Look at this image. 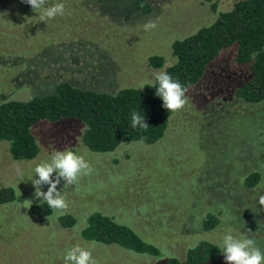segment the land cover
Instances as JSON below:
<instances>
[{
    "label": "rangeland",
    "instance_id": "obj_1",
    "mask_svg": "<svg viewBox=\"0 0 264 264\" xmlns=\"http://www.w3.org/2000/svg\"><path fill=\"white\" fill-rule=\"evenodd\" d=\"M148 1L152 11L143 14L134 0H47L45 7L65 6L64 15L49 19L23 0H0V100L52 93L62 80L105 91L141 85L162 69L149 67V56L171 63L174 40L210 24L235 0ZM148 21L156 27L146 31ZM233 47L187 90L188 103L172 113L163 137L152 144L123 142L111 152H92L81 140L84 124L74 118L36 123L40 151L32 160H13L1 141L0 187H14L16 196L0 205V264H68L65 256L78 244L96 264H165V257L84 242L78 230L57 224L62 213H72L78 227L95 211L113 215L179 264H187V247L200 240L223 245L229 234L253 239L264 252V101L234 96L245 69L232 63ZM64 150L83 155L93 171L69 186L61 178L57 190L67 209L37 217L29 209L42 200L32 183L35 168ZM253 171L261 180L246 188L244 178ZM207 212L219 223L204 230ZM206 264L227 262L222 256Z\"/></svg>",
    "mask_w": 264,
    "mask_h": 264
},
{
    "label": "trees",
    "instance_id": "obj_2",
    "mask_svg": "<svg viewBox=\"0 0 264 264\" xmlns=\"http://www.w3.org/2000/svg\"><path fill=\"white\" fill-rule=\"evenodd\" d=\"M134 6L143 14L152 11L148 0H134ZM231 47L234 48L232 63L245 69L242 81L233 90L234 96L252 104L264 101V0H235L229 10L219 12L210 24L174 40L169 51L171 63L156 53L149 56L147 63L149 67L162 68L160 72H167L188 90L205 76L208 65ZM158 86L155 77L141 85H127L115 91L80 88L62 80L56 83L52 93L50 90L27 100L3 98L0 100V142L6 141L13 160H32L40 151L32 127L41 120L74 118L84 124L81 140L92 152H111L123 142L152 144L163 137L174 112L163 107V100L156 95ZM133 112L144 115L147 129L132 127ZM260 180L261 173L253 171L244 178L243 184L252 188ZM15 193L12 186L0 187V205L13 202ZM32 204L30 212L37 217L53 212L47 201ZM77 221L72 213H62L57 224L78 230L84 242L116 244L146 257H165V264L180 263L176 256L144 240L130 226L116 222L113 215L95 211L86 215L78 227ZM218 223L219 218L213 212L204 214V230L213 229ZM222 252L223 245L200 240L187 247L185 261L206 264L224 256Z\"/></svg>",
    "mask_w": 264,
    "mask_h": 264
},
{
    "label": "clouds",
    "instance_id": "obj_3",
    "mask_svg": "<svg viewBox=\"0 0 264 264\" xmlns=\"http://www.w3.org/2000/svg\"><path fill=\"white\" fill-rule=\"evenodd\" d=\"M32 7L34 11L43 9V16L49 19L55 18L57 15H64V4L57 3L45 7L47 0H23ZM156 25L152 21L144 24V29H154ZM158 82L156 87V95L163 100V107L168 112L178 111L187 103V88L178 80H174L167 72H159L155 75ZM132 127L148 128L144 115L132 113ZM93 171L90 164L83 155H78L70 150L57 151L51 158L50 162L44 161L35 168V174L38 179H33L32 183L36 188V197L47 201L50 209H67L68 204L66 197L57 190L61 178L66 181L65 186L72 185L77 182L82 175H88ZM56 172L57 177L52 179V174ZM49 185L46 192L41 191L42 185ZM39 190V191H37ZM259 204L264 206V195L259 196ZM223 255L227 264H264V252L255 246V241L250 238L237 239L231 234L226 235L223 239ZM68 264H96L92 258V253L79 244L72 247L65 256Z\"/></svg>",
    "mask_w": 264,
    "mask_h": 264
}]
</instances>
